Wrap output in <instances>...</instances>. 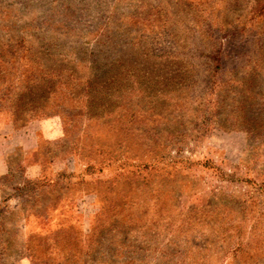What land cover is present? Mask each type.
<instances>
[{"label": "rangeland", "instance_id": "obj_1", "mask_svg": "<svg viewBox=\"0 0 264 264\" xmlns=\"http://www.w3.org/2000/svg\"><path fill=\"white\" fill-rule=\"evenodd\" d=\"M30 136L0 264H264V0H0V139Z\"/></svg>", "mask_w": 264, "mask_h": 264}, {"label": "crops", "instance_id": "obj_2", "mask_svg": "<svg viewBox=\"0 0 264 264\" xmlns=\"http://www.w3.org/2000/svg\"><path fill=\"white\" fill-rule=\"evenodd\" d=\"M36 135V132L33 133V136ZM31 138V140H30ZM0 176L4 173L7 172L8 170V165L5 161H2L4 156L7 154V152L10 150V149H14L15 147H21L25 153H29L31 152L33 149H34V142L32 140V136L29 137V140L26 139V140H22V141H16L14 143H10L11 140L9 139H1L0 140ZM8 142V146L4 145V143H7Z\"/></svg>", "mask_w": 264, "mask_h": 264}, {"label": "trees", "instance_id": "obj_3", "mask_svg": "<svg viewBox=\"0 0 264 264\" xmlns=\"http://www.w3.org/2000/svg\"><path fill=\"white\" fill-rule=\"evenodd\" d=\"M1 139H9V140H11L10 137H8V138H4V137H2ZM1 139H0V140H1ZM10 143H11V142H10ZM4 145H5V146H6V145L8 146V142H7V143H4L3 146H4ZM15 148H16V147H15ZM5 157H6V155L4 156V158H3L2 161H5V162L7 163V161L5 160ZM7 165H8V164H7ZM7 171H8V170H7ZM6 173H7V172H6ZM4 174H5V173H4ZM4 174H2L1 176H3ZM1 176H0V178H1Z\"/></svg>", "mask_w": 264, "mask_h": 264}]
</instances>
